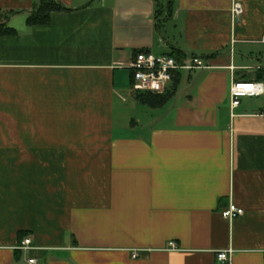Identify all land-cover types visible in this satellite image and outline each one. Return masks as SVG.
<instances>
[{
  "label": "crops",
  "instance_id": "crops-1",
  "mask_svg": "<svg viewBox=\"0 0 264 264\" xmlns=\"http://www.w3.org/2000/svg\"><path fill=\"white\" fill-rule=\"evenodd\" d=\"M38 1L0 0V264H264V95H229L264 86V0H56L30 27ZM141 51L205 68L150 107Z\"/></svg>",
  "mask_w": 264,
  "mask_h": 264
},
{
  "label": "built area",
  "instance_id": "built-area-1",
  "mask_svg": "<svg viewBox=\"0 0 264 264\" xmlns=\"http://www.w3.org/2000/svg\"><path fill=\"white\" fill-rule=\"evenodd\" d=\"M232 12L235 15L241 13V6L234 4ZM264 40V38H263ZM132 74L130 89L134 94L163 95L167 92L169 84L178 76L181 71H194L204 69L205 66L199 58L188 57L177 59L170 55L156 56L149 52H138L133 61L128 65ZM230 104L235 108L242 98H259L264 95V86L261 83L251 81H237L232 83L230 90ZM264 118V112L259 114ZM243 210L234 205H229L221 212L222 218L232 221L241 216ZM31 242L25 239L21 244L23 251L30 249ZM170 250L176 248L174 243H169ZM232 251L219 252L216 259L221 264H227L230 261ZM134 257L137 254L133 255ZM28 264H37L36 260H29Z\"/></svg>",
  "mask_w": 264,
  "mask_h": 264
},
{
  "label": "trees",
  "instance_id": "trees-1",
  "mask_svg": "<svg viewBox=\"0 0 264 264\" xmlns=\"http://www.w3.org/2000/svg\"><path fill=\"white\" fill-rule=\"evenodd\" d=\"M157 2L160 4V11L159 13H166L168 15V12L170 10V2L167 1L165 3L164 0H157ZM164 3V5L162 4ZM166 7V9H165ZM70 9L66 8L56 0H39L32 8L31 12L29 13L26 23L28 26H44L47 25L50 22V17L54 13H60V12H68ZM15 12H7L6 16L12 15ZM14 30L5 27V25H0V37H8L14 35ZM170 56L177 58V59H183L184 57L177 53H172ZM170 95H151V94H136L135 98L138 100L141 104H147L150 107H161L164 105V103L168 100ZM24 234H20V237H23Z\"/></svg>",
  "mask_w": 264,
  "mask_h": 264
},
{
  "label": "rangeland",
  "instance_id": "rangeland-1",
  "mask_svg": "<svg viewBox=\"0 0 264 264\" xmlns=\"http://www.w3.org/2000/svg\"><path fill=\"white\" fill-rule=\"evenodd\" d=\"M21 15H22V14H21ZM21 15H20V16H21ZM20 18H21V17L17 18V19L14 21V23H13L14 25H16V27H18L17 24H18ZM14 25H12V27H13Z\"/></svg>",
  "mask_w": 264,
  "mask_h": 264
}]
</instances>
